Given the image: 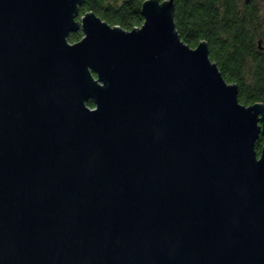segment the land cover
<instances>
[{
    "label": "water",
    "instance_id": "obj_1",
    "mask_svg": "<svg viewBox=\"0 0 264 264\" xmlns=\"http://www.w3.org/2000/svg\"><path fill=\"white\" fill-rule=\"evenodd\" d=\"M83 3L0 0V264H264V104L175 0L133 31Z\"/></svg>",
    "mask_w": 264,
    "mask_h": 264
},
{
    "label": "trees",
    "instance_id": "obj_2",
    "mask_svg": "<svg viewBox=\"0 0 264 264\" xmlns=\"http://www.w3.org/2000/svg\"><path fill=\"white\" fill-rule=\"evenodd\" d=\"M145 1L84 0L80 17L93 12L112 26L133 31L144 24L141 10ZM175 22L182 40L191 48L208 43L210 58L226 81L238 86L241 104H264V35L253 0H175ZM83 37L80 30L71 34L69 41L76 43ZM88 106L95 108L93 102ZM263 145L261 138L257 143L259 156Z\"/></svg>",
    "mask_w": 264,
    "mask_h": 264
},
{
    "label": "rangeland",
    "instance_id": "obj_3",
    "mask_svg": "<svg viewBox=\"0 0 264 264\" xmlns=\"http://www.w3.org/2000/svg\"><path fill=\"white\" fill-rule=\"evenodd\" d=\"M242 2L244 0H241ZM255 5L257 6V8L260 11V15H261V23H262V31H260L261 35H264V0H253ZM262 45L264 46V40L262 41Z\"/></svg>",
    "mask_w": 264,
    "mask_h": 264
}]
</instances>
